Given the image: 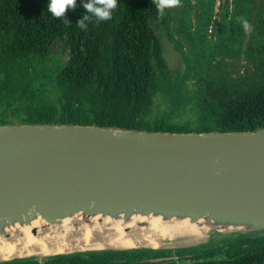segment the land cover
<instances>
[{
    "label": "water",
    "instance_id": "water-1",
    "mask_svg": "<svg viewBox=\"0 0 264 264\" xmlns=\"http://www.w3.org/2000/svg\"><path fill=\"white\" fill-rule=\"evenodd\" d=\"M162 44L171 61L164 37ZM107 219L120 221L138 244L34 251L0 262L77 253L176 252L263 232L264 126L172 131L75 122L0 123L1 239L13 243L28 227L32 235L51 239L50 231L65 232L69 220L72 236L79 237L89 225L103 227L95 236L107 243L112 237ZM151 219L165 227L196 226L204 236L166 235L160 243L146 242L142 228L150 229Z\"/></svg>",
    "mask_w": 264,
    "mask_h": 264
},
{
    "label": "trees",
    "instance_id": "trees-1",
    "mask_svg": "<svg viewBox=\"0 0 264 264\" xmlns=\"http://www.w3.org/2000/svg\"><path fill=\"white\" fill-rule=\"evenodd\" d=\"M148 1L117 0L118 11H112L110 19L97 21L93 17L89 20L93 27L63 30L72 56L64 64L55 63L56 70L50 67L47 54L48 43L59 32L18 31L16 54L32 55L35 73L28 72V61L0 62V70L4 69L0 76V123L75 122L172 131L253 130L264 126V84L233 96L214 95L213 100L203 96L196 112L184 123L172 119L177 112L174 107L181 106L178 102L182 97L175 98L153 82L154 45L148 24L151 14L145 6ZM139 5L141 13L137 12ZM8 66L14 68L13 76ZM164 98H169L174 107L165 111L158 108ZM182 106L189 109L188 105ZM182 252L194 255L190 259L142 262L139 259L143 256H159L165 251H119L0 264H264V232L214 246L176 251Z\"/></svg>",
    "mask_w": 264,
    "mask_h": 264
},
{
    "label": "flooded vegetation",
    "instance_id": "flooded-vegetation-1",
    "mask_svg": "<svg viewBox=\"0 0 264 264\" xmlns=\"http://www.w3.org/2000/svg\"><path fill=\"white\" fill-rule=\"evenodd\" d=\"M47 2L0 0V62L28 61L31 64H27L28 72L35 73L32 55L16 54L20 30L59 32L48 43L49 66L56 70L55 63L64 64L70 60L72 48L67 34L62 31L79 29L76 21L83 14H90L85 12L81 0H75L76 7L65 10L64 15L70 20L65 23L64 18L54 17L47 10ZM141 6L137 7L138 13H141ZM145 6L151 14L148 24L154 45L151 55L153 82L175 98L181 95L183 99L182 93H187L184 94L185 105L192 112H196L203 96L213 100L214 95L233 96L264 84V0H178L167 7L163 15L158 14L154 0H149ZM118 7L119 2H116L112 11H118ZM244 21H247V28ZM85 23L86 28L93 27V22L87 20ZM163 37L171 61L164 56ZM33 55L40 61L38 55ZM12 66L6 67L11 76ZM0 71L1 76L4 69ZM167 252L159 256L177 254L180 259H190L194 255L193 252ZM153 257L158 256L152 254L138 259L149 262Z\"/></svg>",
    "mask_w": 264,
    "mask_h": 264
},
{
    "label": "bare ground",
    "instance_id": "bare-ground-1",
    "mask_svg": "<svg viewBox=\"0 0 264 264\" xmlns=\"http://www.w3.org/2000/svg\"><path fill=\"white\" fill-rule=\"evenodd\" d=\"M110 222L111 225L108 227L111 230V240L109 242H103V240L98 239L95 236L96 231L101 232L104 228L96 229L95 227L89 225L83 229H80V236H72L74 234L73 230L68 228L70 224L69 220L64 221L66 226L65 232L50 231V238H38L32 235L30 227L24 229V234L18 236L16 241L11 243L7 242L0 237V259L8 258L16 254L32 253L34 251H39L41 254H46L49 252H58L64 250H70L74 248H83L87 246L103 247L105 245L123 244V245H135L138 244L131 234L127 233L120 221H113L107 219L104 222ZM150 229L142 228V240L150 241L154 244L160 243L163 236H185L189 240L198 239L204 236V233L199 230L196 226H178L165 227L161 226L158 219L150 220ZM101 225V224H95ZM157 232V233H154ZM45 232L44 234H47ZM35 246V247H34ZM20 247V248H19Z\"/></svg>",
    "mask_w": 264,
    "mask_h": 264
},
{
    "label": "clouds",
    "instance_id": "clouds-1",
    "mask_svg": "<svg viewBox=\"0 0 264 264\" xmlns=\"http://www.w3.org/2000/svg\"><path fill=\"white\" fill-rule=\"evenodd\" d=\"M83 7L86 9V13L82 18L78 19L76 23L80 28H86L85 21L95 17L97 21L110 19L112 10L116 7L117 0H81ZM178 0H154L155 7L158 10L159 15H163L167 7L177 3ZM75 0H48L47 10L54 17H62L65 23H70V20L64 15L66 8H75ZM84 12V13H85ZM247 21H244V27L247 28Z\"/></svg>",
    "mask_w": 264,
    "mask_h": 264
},
{
    "label": "rangeland",
    "instance_id": "rangeland-1",
    "mask_svg": "<svg viewBox=\"0 0 264 264\" xmlns=\"http://www.w3.org/2000/svg\"><path fill=\"white\" fill-rule=\"evenodd\" d=\"M184 94H187V93H182L183 95V99H180L178 103H182L181 106L177 109V107H174L173 105H170L169 103V98H164L162 100V102H160V104L158 103L157 107L160 108V109H164L163 111H165V109H168V108H171V107H174L177 112L176 114H173L172 116V119L176 122H179V123H184L186 121V119L191 115L192 111H191V108L189 107V109L187 108H183L182 105H185L186 100L184 98ZM186 106V105H185ZM187 110V111H186ZM190 110V111H189ZM264 232V231H263ZM44 259V258H43ZM43 259H40V260H43Z\"/></svg>",
    "mask_w": 264,
    "mask_h": 264
}]
</instances>
